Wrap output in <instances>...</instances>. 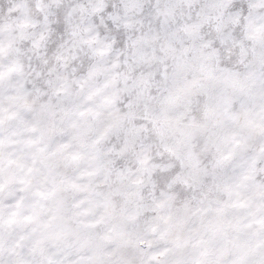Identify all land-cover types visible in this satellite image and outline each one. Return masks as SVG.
Listing matches in <instances>:
<instances>
[{
  "label": "clouds",
  "instance_id": "1",
  "mask_svg": "<svg viewBox=\"0 0 264 264\" xmlns=\"http://www.w3.org/2000/svg\"><path fill=\"white\" fill-rule=\"evenodd\" d=\"M0 264H264V0H0Z\"/></svg>",
  "mask_w": 264,
  "mask_h": 264
}]
</instances>
